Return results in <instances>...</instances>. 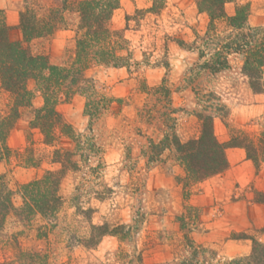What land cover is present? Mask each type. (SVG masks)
<instances>
[{
  "label": "rangeland",
  "instance_id": "rangeland-1",
  "mask_svg": "<svg viewBox=\"0 0 264 264\" xmlns=\"http://www.w3.org/2000/svg\"><path fill=\"white\" fill-rule=\"evenodd\" d=\"M75 1L67 0L66 22L54 34L26 43L58 66L76 57L81 33ZM45 4L53 0H0L13 41L23 39L21 11L30 5L44 16ZM238 5H248V26L264 27V0L229 1L227 15H235ZM107 27L118 32L112 41L128 64L91 61L85 75L111 100L109 107L91 120L82 83L63 87L57 103L71 134L82 138V154L62 133L54 145L46 144L41 131L30 127L31 109L8 136L13 151L0 160V175L12 190L13 208L6 219L0 216V264H163L191 256L193 243L217 259L249 254L251 236L264 242V162L257 166L245 149L228 147L225 171L186 188L187 172L174 145L175 136L185 142L200 135V115L213 118L221 142L230 140L232 128L254 138L264 130V92L250 87L243 54L232 43L241 41L242 31L227 17L210 26L198 0H120ZM230 43L231 49L224 47ZM225 58L228 67L214 71ZM164 86L167 97L157 89ZM29 88L34 107H41L44 98L33 80ZM68 91L74 92L70 98ZM9 102L10 94L0 89V108ZM162 141V154L151 159L149 147ZM89 143L93 147L86 150ZM72 151L78 167L64 171L58 216L26 212L22 186L62 170L55 160ZM87 154L91 158L84 160ZM100 225L111 233L98 240Z\"/></svg>",
  "mask_w": 264,
  "mask_h": 264
},
{
  "label": "trees",
  "instance_id": "trees-1",
  "mask_svg": "<svg viewBox=\"0 0 264 264\" xmlns=\"http://www.w3.org/2000/svg\"><path fill=\"white\" fill-rule=\"evenodd\" d=\"M229 1L233 0H198V5L200 10L209 14L210 26H215L216 20L227 17L231 25L242 31L241 41H232V43L236 44L235 49L243 54V72L249 78L250 87L255 92H264V27L256 28L247 25L248 5H238L235 15L228 16L225 4ZM66 3L67 0L61 3L53 0L51 6L45 4L44 16H40L32 6H26L20 15L23 35L21 41H13L10 38V25L5 14L0 12V89L10 94L8 107L3 110L0 108V160L11 157L13 150L8 144V136L24 110L28 109L32 111L29 120L30 127L41 131L46 144L54 145L59 134L62 133L76 142V151L80 150L82 154L84 144L82 138L79 137L80 135L76 137L75 134H71L72 125L62 118L57 109L61 90L66 85L82 83L80 88L87 97L85 113L90 116L91 120L96 119L104 108L109 107L111 100L104 99L96 81L87 78L85 70L91 61L115 66L128 64L125 56L117 54L118 47L115 44L118 41H112V34H118V32L107 27L120 0L75 1V10L80 17L78 33L81 34H77L76 57L73 58L71 64L58 66L51 62L48 54L34 53L26 43L54 34L61 24L66 22L65 12L68 10ZM209 34L212 33L209 32ZM119 38L123 39L122 36ZM232 43L225 44L224 47L231 49ZM227 67L228 62L225 58L213 70L217 71ZM32 80L35 83V90L39 91L44 98V104L41 107H34L35 91L29 88V82ZM143 89L151 93L148 86H144ZM157 89L161 92L165 91L166 97L170 94V89L166 86L164 90L160 87ZM154 92L157 90L155 89ZM68 93L67 97L70 98L74 92L68 91ZM167 100L169 104L170 101L168 98ZM142 115L143 113L140 117ZM199 117L202 121L199 136L185 142L177 136L174 137V145L179 153L178 160L185 166L187 172L186 188L191 182L197 183L225 171L229 166L226 154L228 147L245 149L247 158L257 166L264 162V130L258 138H254L242 129L232 128L230 140L221 142L215 134L213 118L201 115ZM167 119L171 118L168 116ZM163 141L151 144L149 147L150 154L153 155L150 156L151 159L162 154ZM91 147L93 144L89 143L86 150ZM64 152L68 153V151ZM75 154L76 152L72 151L68 156L55 160L63 165L62 170L48 171L43 178L35 179L22 186V194L28 200L25 202L26 212H40L49 219L58 216L64 204L60 193L61 180L68 167H74V169L78 167L77 160H74ZM88 158H91L90 154L85 155L84 160ZM31 160L34 158H27L26 162L35 163ZM8 186L5 177L0 175V216L4 219L13 208L12 190ZM95 228L99 230L96 236L97 239L99 237L98 240L105 234L111 233L108 226L100 225ZM251 239L253 245L249 254L217 259L212 250L193 243L188 244L192 249L190 250L191 256L175 258L163 264H264V242L254 236H251ZM188 240L192 241L190 238ZM23 255L25 256L24 253Z\"/></svg>",
  "mask_w": 264,
  "mask_h": 264
}]
</instances>
